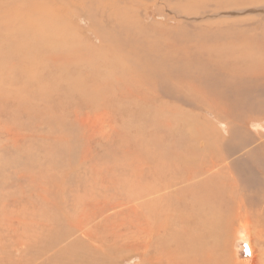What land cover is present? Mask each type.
Wrapping results in <instances>:
<instances>
[{"label": "rangeland", "instance_id": "1", "mask_svg": "<svg viewBox=\"0 0 264 264\" xmlns=\"http://www.w3.org/2000/svg\"><path fill=\"white\" fill-rule=\"evenodd\" d=\"M0 1V264H264V0Z\"/></svg>", "mask_w": 264, "mask_h": 264}, {"label": "bare ground", "instance_id": "2", "mask_svg": "<svg viewBox=\"0 0 264 264\" xmlns=\"http://www.w3.org/2000/svg\"><path fill=\"white\" fill-rule=\"evenodd\" d=\"M17 1V0H16ZM46 1V0H45ZM175 0H171V4L174 2ZM182 1V0H181ZM252 2L251 0H240L239 2L241 3V2H244V3H247V2ZM82 2H84V1H82ZM163 2H164V4L166 5V6H169V4H168V1L167 0H163ZM162 2V3H163ZM248 2V3H249ZM38 3H40V4H42L41 2H39L38 1ZM122 3H123V5H131V4H134V8H136L137 6H136V4H138L139 2L138 1H135L134 0V2L133 1H129V0H122ZM121 3V4H122ZM205 3H207V1L205 2ZM14 4V3H13ZM104 4V3H103ZM102 4V5H103ZM252 4V3H251ZM45 5H47V4H45ZM171 6V5H170ZM169 6V7H170ZM174 6V4H172V7ZM1 7H2V2L0 1V10H1ZM11 9H12V7H15V6H12V4H11ZM47 7V6H46ZM49 7H51V6H49ZM178 7V6H177ZM18 8V7H17ZM48 8V7H47ZM37 9V8H36ZM51 9H52V11H53V8L51 7ZM12 10H14V9H12ZM15 10H17L16 8H15ZM30 10V9H29ZM39 10V9H38ZM101 10V9H100ZM197 10L199 11V8L197 7ZM262 10H264V9H262ZM4 11V10H3ZM27 11V10H26ZM17 12H18V10H17ZM16 12V13H17ZM21 11H19V13H20ZM23 12V11H22ZM28 12V11H27ZM31 12V11H30ZM29 12V13H30ZM43 12V11H42ZM123 12V11H122ZM15 13V14H16ZM100 13V12H99ZM201 13V12H200ZM20 15V14H19ZM52 15V14H51ZM101 15V14H100ZM121 15V14H120ZM27 16V15H26ZM25 16V17H26ZM53 16V15H52ZM134 16V15H133ZM20 17V16H19ZM18 17V18H19ZM138 17V16H137ZM7 18V17H6ZM11 18V17H10ZM17 18V19H18ZM21 18H22V16H21ZM28 18V17H27ZM140 18H143V17H141L140 16ZM12 19V18H11ZM14 19V18H13ZM138 19H139V17H138ZM16 20V19H15ZM117 20V19H116ZM133 20V19H132ZM17 21V20H16ZM124 22V21H123ZM142 22V21H141ZM93 23H95V22H93ZM143 23V22H142ZM148 23V22H147ZM139 24V23H138ZM123 25V24H122ZM130 25H131V23H130ZM134 25V24H133ZM140 25V24H139ZM32 27V26H31ZM118 27V26H117ZM142 27H144V26H142ZM133 28V26L131 25V29ZM136 28V27H135ZM140 29V28H139ZM139 29H137V32L139 31ZM128 30V29H127ZM136 32V31H135ZM264 33V32H263ZM209 46V45H208ZM219 51H220V49H219ZM221 52V51H220ZM222 53V52H221ZM219 55H221V54H219ZM198 56V55H197ZM217 59V58H216ZM221 61V60H220ZM261 72V71H260ZM248 76V75H247ZM261 76H264V70H263V72H261ZM250 77V76H249ZM245 122H247V121H245ZM253 123V122H252ZM250 124V123H249ZM252 126V125H251ZM260 128H262L260 125H258ZM256 127V126H255ZM261 146V145H260ZM256 151H259L260 153H262L263 154V156H264V148H258ZM160 165V164H159ZM201 165V164H200ZM229 166V165H228ZM152 168V167H151ZM153 170V169H152ZM213 171V170H212ZM214 172V171H213ZM207 173V172H206ZM215 173V172H214ZM219 173V172H218ZM232 173V172H231ZM211 174V173H210ZM220 174H223V173H220ZM218 175V174H217ZM156 176V175H155ZM211 176V175H210ZM209 176V177H210ZM215 176V175H214ZM221 176V175H220ZM261 176V175H260ZM263 176V175H262ZM204 177V176H203ZM207 177V176H206ZM195 178V177H194ZM193 178V179H194ZM188 179V178H187ZM189 179H191V178H189ZM209 179V178H208ZM211 179V178H210ZM161 180V179H160ZM223 180V179H222ZM221 180V181H222ZM227 180H229L228 178H227ZM154 181V180H153ZM199 181V180H198ZM215 181V180H214ZM216 181H217V179H216ZM225 181V180H224ZM236 181V180H235ZM197 182V181H196ZM212 182V181H211ZM207 183V182H206ZM216 183V182H215ZM195 184V183H194ZM198 183H196V185H197ZM201 184H203V182L201 183ZM212 184V183H211ZM226 184V183H225ZM221 185V184H220ZM227 185V184H226ZM225 185V186H226ZM244 185V184H243ZM243 185H241V186H243ZM193 186V185H192ZM195 186V185H194ZM202 186V185H201ZM208 186V185H207ZM229 186V185H228ZM152 187V186H151ZM203 187V186H202ZM219 187H221V186H219ZM232 187V186H231ZM153 188V187H152ZM198 188V187H197ZM200 188V187H199ZM224 188V187H223ZM230 188V187H229ZM158 189V188H157ZM203 189H205L204 187H203ZM210 189V188H209ZM208 189V190H209ZM228 189V188H227ZM236 189V188H235ZM234 189V190H235ZM252 190V189H251ZM155 191V190H154ZM205 191V190H204ZM213 191H215V190H213ZM231 191V190H230ZM151 192V191H150ZM159 192V191H158ZM202 192H203V190H202ZM210 192V191H209ZM219 192H224V191H220L219 190ZM154 193V192H153ZM157 193V192H156ZM155 193V194H156ZM167 193V192H166ZM204 193V192H203ZM227 193V192H226ZM233 193V192H232ZM235 193V192H234ZM238 193V192H237ZM212 194H214V193H212ZM225 194V193H224ZM230 194V193H229ZM151 195V194H150ZM154 195V194H153ZM200 195V194H199ZM206 195H207V193H206ZM164 196V195H163ZM201 196V195H200ZM208 196H210V195H208ZM214 196V195H213ZM224 196V195H223ZM155 197V196H154ZM199 197V196H198ZM198 197H196L197 199H198ZM202 198H203V196H201ZM207 197V196H206ZM151 198V197H150ZM150 198H149V200H150ZM195 198V197H194ZM195 198V199H196ZM205 198V197H204ZM203 198V199H204ZM209 198V197H208ZM212 198V197H211ZM210 198V199H211ZM215 198H218V197H216L215 196ZM223 198V197H222ZM224 199V198H223ZM222 199V200H223ZM233 199V198H232ZM244 199V198H243ZM262 199V198H261ZM218 200V199H217ZM221 200V201H222ZM203 201V200H202ZM207 201V200H206ZM220 201V202H221ZM238 201V200H237ZM248 201V200H247ZM201 202V201H200ZM215 202V201H214ZM229 201H227V203H228ZM249 202V201H248ZM253 202V201H252ZM191 203V202H190ZM208 203V202H207ZM223 203V202H222ZM225 204H226V202H224ZM188 204V203H187ZM204 204V203H203ZM208 204H210V203H208ZM208 204H207V207H208ZM250 204H251V202H250ZM186 205V204H185ZM193 205H195V204H193ZM201 205V204H200ZM206 205V204H205ZM210 205H212V202H211V204ZM228 205H230V204H228ZM234 205H236V204H234ZM238 205V204H237ZM236 205V206H237ZM187 206V205H186ZM203 206V205H202ZM215 206V205H214ZM213 206V207H214ZM224 206V205H223ZM225 206H227V205H225ZM236 206H235V208H236ZM201 207V206H200ZM216 207V206H215ZM187 208H188V206H187ZM203 208V207H202ZM233 208V207H232ZM244 211V212H246V208H247V203L245 202V201H242V203H240L239 205H238V208L236 209V210H241V209ZM221 209H222V207H221ZM226 209V208H225ZM229 209V208H228ZM252 209V208H251ZM227 210V209H226ZM235 210V211H236ZM207 212V211H206ZM218 212V211H217ZM254 212V211H253ZM210 213H212V212H210ZM214 213V212H213ZM212 213V214H213ZM190 214V213H189ZM211 214V215H212ZM246 214V213H245ZM260 214V213H259ZM188 215V214H187ZM233 215V214H232ZM256 215V214H255ZM151 216H152V214H151ZM192 216H194V215H192ZM202 216V215H201ZM217 216V215H216ZM226 216V215H225ZM257 216V215H256ZM259 216V215H258ZM181 217V216H180ZM196 217V216H195ZM202 217H204V216H202ZM206 217H207V215H206ZM214 217V216H213ZM224 217V216H223ZM230 217H231V215H230ZM229 217V218H230ZM235 217V216H234ZM247 217V216H246ZM155 218V217H154ZM179 218V217H178ZM188 218H190V217H188ZM197 218H199V217H197ZM197 218H195V219H197ZM209 218V217H208ZM211 218H212V216H211ZM233 218V217H232ZM231 218V219H232ZM157 219V218H156ZM176 219V218H175ZM203 219V218H202ZM248 219V218H247ZM250 219V218H249ZM150 220V219H149ZM174 220V219H173ZM177 220V219H176ZM200 220V219H199ZM210 220V219H209ZM208 220V221H209ZM234 220V219H233ZM251 220V219H250ZM253 220V219H252ZM184 221V220H183ZM187 221V220H186ZM194 221V220H193ZM202 221V220H201ZM200 221V222H201ZM207 221V220H206ZM247 221V220H246ZM254 221V220H253ZM252 221V222H253ZM182 222V221H181ZM185 222V221H184ZM188 222V221H187ZM202 222H204V221H202ZM201 222V223H202ZM211 223H212V220L210 221ZM209 222V223H210ZM222 222V221H221ZM226 222V221H225ZM228 222V221H227ZM249 222V221H248ZM257 222V221H256ZM162 223H164V222H162ZM190 223H191V221H190ZM205 223V222H204ZM210 223V224H211ZM235 223H236V221H235ZM245 223V222H244ZM259 223V222H258ZM261 223V222H260ZM193 225H194V223H192ZM191 224V225H192ZM203 224V223H202ZM219 224V223H218ZM226 224V223H225ZM232 224V223H231ZM189 225V224H188ZM220 225H221V223H220ZM255 225H256V223H255ZM259 225V224H258ZM260 225H263V224H260ZM179 226V225H178ZM198 226V225H197ZM217 226V225H216ZM227 226V225H226ZM254 226V225H253ZM161 226H159V228H160ZM165 227V226H164ZM171 227H173V226H171ZM186 227V226H185ZM194 227V226H193ZM192 227V228H193ZM196 227V226H195ZM200 227V226H199ZM239 227V226H238ZM259 227H261V226H259ZM147 228H149V230H148V232L146 233L147 234V236L148 237H151V235L153 234L152 233V229H153V227H152V224L148 221L147 223H146V229ZM167 228V227H166ZM213 228V227H212ZM212 228H207L208 229V231L207 232H209V234H211V235H213L214 236V234H216L217 232H218V230H213ZM230 228H231V226H230ZM248 228V227H247ZM255 228V227H254ZM256 228H258V226H256ZM264 228V227H263ZM167 229H170V227L169 228H167ZM174 229V228H173ZM175 229H177V228H175ZM188 229V228H187ZM194 229V228H193ZM207 229H204V231L205 230H207ZM221 229H223V228H221ZM228 229V228H227ZM250 229V228H249ZM179 230V229H178ZM183 230V229H182ZM181 230V231H182ZM192 230V229H191ZM257 229H255V231H256ZM158 231V230H157ZM171 231V230H170ZM177 231V230H176ZM189 231V230H188ZM196 231V230H195ZM227 231V230H226ZM250 231V230H249ZM261 231H263V229H261ZM151 232V233H150ZM165 232V231H164ZM180 232V231H179ZM198 232V231H197ZM161 233V232H160ZM171 233V232H170ZM176 233V232H175ZM186 233V232H185ZM201 233V232H200ZM260 233V232H259ZM181 234V233H180ZM180 234H175L174 236H173V244H169V247H167L168 249H170L169 250V254H167V256H165V255H163V250H161V251H159L158 253L160 254V258L159 259H161V260H164V258L166 259L165 261L166 262H170V263H176V264H224V258H225V255H224V252L222 251V249L223 248H221L220 249V252H219V254H212V253H202V250L203 249H205L204 247H205V245L202 243L203 241H201V242H195V237L193 238L191 235H190V241H188L190 244H188L187 243V245H185L183 242H182V236L180 235ZM195 234V233H194ZM202 234H203V232H202ZM202 234H201V236H202ZM208 234V235H209ZM217 234H219V233H217ZM221 234V233H220ZM158 235H160V234H158ZM173 235V234H172ZM196 235V234H195ZM198 235V234H197ZM205 235V234H204ZM203 235V236H204ZM211 235H209V236H211ZM261 235V234H260ZM263 236H264V233L262 234ZM156 236V235H155ZM161 236V235H160ZM170 236V235H169ZM200 236V235H199ZM216 236V235H215ZM218 236V235H217ZM221 236V235H220ZM157 237V236H156ZM159 237V236H158ZM172 237V236H171ZM207 237V236H206ZM225 237V236H224ZM162 238V237H161ZM204 238V237H203ZM258 238H259V235H258ZM150 239V238H149ZM200 238H198V240H199ZM264 239V238H263ZM148 240V239H147ZM162 240V239H161ZM184 240H185V237H184ZM206 240H207V238H206ZM214 240H215V238H214ZM218 240H220V239H218ZM222 240H223V238H222ZM185 241H187V240H185ZM217 241V240H216ZM221 241V240H220ZM205 242V241H204ZM225 242V241H224ZM186 243V242H185ZM207 243V242H206ZM221 243H223V241H221ZM164 244V243H163ZM207 245V244H206ZM209 246V245H208ZM211 246V245H210ZM213 248V247H212ZM225 249H226V247H225ZM212 249H210V251H211ZM224 250V249H223ZM203 251H208V250H203ZM214 251V250H213ZM249 251H250V259H249V263H246V264H257V263H255V259H254V257H255V254H254V249H253V247L252 246H250L249 247ZM165 252V251H164ZM209 252V251H208ZM215 253V252H214ZM226 255H227V253H226ZM228 256V255H227ZM157 257H159V256H157ZM229 257V256H228ZM155 258V257H154ZM233 258V257H232ZM228 259V258H227ZM230 260V259H229ZM260 261V260H259ZM160 262V261H159ZM234 262V261H233ZM248 262V261H247ZM261 262V261H260ZM226 263H227V261H226ZM231 263V262H230ZM166 264V263H165ZM235 264V263H234Z\"/></svg>", "mask_w": 264, "mask_h": 264}]
</instances>
